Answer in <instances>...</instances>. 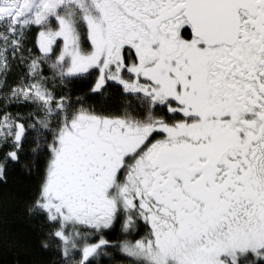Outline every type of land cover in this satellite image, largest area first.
Instances as JSON below:
<instances>
[{"label":"snow or ice","instance_id":"snow-or-ice-1","mask_svg":"<svg viewBox=\"0 0 264 264\" xmlns=\"http://www.w3.org/2000/svg\"><path fill=\"white\" fill-rule=\"evenodd\" d=\"M16 168L14 264H264V0H0Z\"/></svg>","mask_w":264,"mask_h":264},{"label":"trees","instance_id":"trees-1","mask_svg":"<svg viewBox=\"0 0 264 264\" xmlns=\"http://www.w3.org/2000/svg\"><path fill=\"white\" fill-rule=\"evenodd\" d=\"M97 98H90L89 102ZM35 183V177L16 168L7 185H0V220L6 232L13 235H27L34 232L32 223L24 218L21 211L22 199L26 197ZM41 256V259H44ZM16 258L9 251L0 250V264H14ZM21 259H26L21 257ZM27 259H31L28 257Z\"/></svg>","mask_w":264,"mask_h":264}]
</instances>
